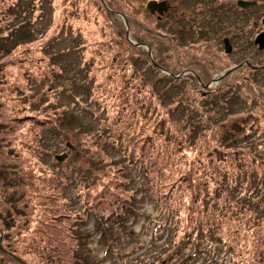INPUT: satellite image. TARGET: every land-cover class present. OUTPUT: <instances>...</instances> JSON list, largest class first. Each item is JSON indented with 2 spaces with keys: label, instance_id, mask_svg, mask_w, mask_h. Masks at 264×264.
Returning <instances> with one entry per match:
<instances>
[{
  "label": "rangeland",
  "instance_id": "rangeland-1",
  "mask_svg": "<svg viewBox=\"0 0 264 264\" xmlns=\"http://www.w3.org/2000/svg\"><path fill=\"white\" fill-rule=\"evenodd\" d=\"M148 1L0 0V126H9L11 139L7 137V143L15 144L0 140V152L4 151L0 154V213L5 215L9 207L21 210L10 211L14 224L5 231L14 243L38 249L29 257L32 263L54 264L41 259L40 250L48 245L50 232L44 224L49 207L43 203L56 206L57 201L64 212L61 227H69V215L80 214L85 206L95 204L98 213L103 201L118 195L124 198L128 192L135 199L130 204L133 210L124 218L99 221L93 214L85 216V222H79L78 237L67 239L75 243L79 238L82 263L120 264L128 258L136 259L129 264H151L146 250L151 244L158 247L167 242L172 247L189 231L195 235L198 228L205 238L210 235L213 244L219 237L225 243L229 239L232 255L221 253L217 246L207 252L199 245L186 264H226L231 257L234 264H245L246 258L254 263L248 256L251 237L264 236V107L253 106L256 99L264 104V71L253 72L254 84L239 81L234 96H221L223 104L212 107L201 103L195 81L172 86L165 77L169 76V43L167 36L157 33L169 36V29L155 26L152 13L145 8ZM14 2L16 7L11 9L15 16L5 19L2 12ZM118 11L129 15L132 23L128 24ZM251 12L250 22L242 24L246 28L264 15V0H258ZM24 20L31 24L29 32L22 25ZM23 30L32 35L28 40L38 41L25 45L28 40L21 38ZM243 31L237 32L238 42L246 38L251 42L259 34L258 29ZM8 36L20 38L21 45L6 54L2 49L11 46ZM43 43L49 45L43 46L44 51L40 50ZM202 52L213 54L208 49ZM249 54L255 62H264V52L255 46L251 50L249 45L237 51V61ZM218 58L204 57L205 64L199 62L201 77L203 68L214 66ZM220 60L226 62L225 57ZM242 74L240 70L233 73L237 79ZM249 102L253 112L258 111L257 120L250 116L244 122L246 126L252 122V127L249 137L242 140L244 130L238 131L241 126L227 114L252 112ZM60 106L69 109L62 126ZM208 121L222 129H206L203 124ZM77 124L81 126L75 128ZM43 129L56 132L44 134L47 147L41 149L33 140ZM81 133L97 136H89L91 145L86 153L82 152ZM119 133L122 139L116 138ZM105 138L110 145L103 154L100 144ZM66 145L71 152L63 151ZM7 149L11 150L8 156ZM62 155L59 161L56 156ZM122 155L127 161V156L132 161L137 159L133 168L130 163L123 171L125 174L119 166L102 167L95 160L104 157L107 162H118ZM123 178L129 180L126 189ZM61 182L66 184L64 188H59ZM141 187L150 188V196L132 191ZM99 189L104 198L96 193ZM160 210L164 215L160 221L171 228H163L161 223L153 234ZM152 235L159 237L153 239ZM105 245L110 246L106 254ZM192 248L185 245L175 258L162 256L157 261L177 264L180 257L182 261L184 255L191 254ZM62 261L74 264L69 254ZM0 263L5 264L6 258Z\"/></svg>",
  "mask_w": 264,
  "mask_h": 264
},
{
  "label": "trees",
  "instance_id": "trees-1",
  "mask_svg": "<svg viewBox=\"0 0 264 264\" xmlns=\"http://www.w3.org/2000/svg\"><path fill=\"white\" fill-rule=\"evenodd\" d=\"M16 2H14L13 4H11L8 7H6L4 9V11L2 12L4 17H5V19H12L10 17L15 16L14 13H13V9H11V8H15L16 7ZM54 5H55V3H54ZM100 7H102V6L100 5ZM55 9H56V5H55ZM121 12L122 11H120L119 13H121ZM124 13L125 12H122L121 14L123 15V17H125V19H127L128 24H131L132 23L131 17L129 15H127L126 13L125 14ZM20 15H21V13H20ZM22 25H25V28L29 32V30H30L29 25H31L29 20H24V23ZM129 30H131V29H129ZM1 32H3V31H1ZM22 32L24 33L26 31L23 30ZM146 32L147 33L151 32V34L153 33V31H148V30ZM24 34L22 35L21 38L25 37V38H27L26 40H28L29 39L28 35H30L32 37V35L30 33H24ZM38 39H35V38L30 39V40L26 41L24 44L28 45L30 43H35V42L38 41ZM8 40L10 41L9 44L11 46H7L4 49H2V50H4L6 52V54L9 53L11 51L10 49L13 48L14 46L21 45V42L18 41V40H21L20 38H15V37H11L10 38V36H8ZM138 42L139 43H145V42H141V41H138ZM0 44H2V43H0ZM46 44L43 43V45H42L40 50L44 51L43 48H45V47H43V46H46ZM52 57H53V55H52ZM108 77H109V73H108ZM165 77L168 78L169 76L165 75ZM223 101L224 100L222 99L221 96L220 97H201V103L202 102L207 103L208 107H212L215 104H223ZM251 102H249V106H248V108L250 110H252L251 109L252 108ZM255 102L257 104H255L253 107L257 108V105H259L260 108H261V106L264 107V104L261 103L260 99H256ZM58 108H62L61 111H60V114H59L60 115L59 125L62 126L63 123L66 122V119H64V118H66L67 115L69 114V109L67 107H65V106H60ZM256 112H258V111L255 110V112H253V110H252V112L243 111V112H240L239 114H237L238 111H236L233 115L232 114L231 115L227 114V117L234 116L235 122H237V124H239L241 126L240 130L237 129L238 131L244 130L242 132V134L240 135V137H242V140L244 138L247 139L249 137V135H250L249 134V129L252 127V125H251L252 122L248 126H246L247 124H245L244 122H246L247 119L250 116H252L251 119L254 118V119L257 120V114H255ZM262 113H264V111ZM203 125H204L203 127H208L206 129H209V130L214 129L216 131V129L217 130L218 129H222V128H219L218 126H216V124L214 122H212V121L205 122ZM38 126H40V124H38ZM80 126H81V124H79V125L77 124V125H75V128H78ZM8 127L9 126L7 124H5V123H2V125L0 126V140H1V143L2 142H6V144H8V145H15L13 143H11V144L7 143V137H8L9 132H10L8 130ZM231 129H233V128H229V130H231ZM246 130H248V131H246ZM47 131L50 132V133L56 132V130H52V129H43V130H40L38 133H35V135H34V140L33 141L36 144V146L37 147H41V149L42 148L44 149L45 147H47L46 146L47 139L44 136V134ZM81 134H83L82 137L84 138L83 139L84 147H82L83 148L82 152L86 153V152L89 151L88 145H91L89 143V136H95V137H97V136L96 135H89V133H81ZM122 137H124V136L121 133H119L116 138L117 139H122ZM8 138H10V137H8ZM228 138H230V137H228ZM105 140L106 141H103V142L100 141V142L96 143V145H99L102 142L100 144V147L103 150H100V151H102L103 154H105V152H107L106 149L110 145V142L106 138H105ZM3 144L5 145V143H3ZM70 146H72V145H70ZM3 148H7V146H5ZM70 149H71V147L69 148L66 145L63 148V151L71 152ZM10 151L11 150L7 149V152L5 153L6 156H8V153ZM2 153H4L3 150L0 152V154H2ZM92 155H93V152H92ZM127 157H128V159L130 161H127L126 156H123V155L120 157V159H119L120 161H118V162H114L111 159L109 160V162H107V160L104 157H98L95 160H96L97 163H100L102 165V167L113 168V166H119L120 171L123 172V171H125L126 169L129 168V164L130 163L132 165V167H130V168H133L134 167L133 164L135 162H137V159H134L132 161L131 160V156H127ZM139 162L141 164L143 163L142 161H139ZM125 173H127V171L123 172V174H125ZM144 174L146 175V173H144ZM201 174L204 175V172H201ZM0 175H1V170H0ZM53 178H54L53 187H54V189H56L57 188L56 177H53ZM183 179L186 181L187 178L183 176ZM122 180H123V184H125L124 188L126 189V183H129V180H128V178H123ZM200 181L201 180H199L197 182H200ZM29 183H30V185L28 184V186H31V184H33L30 181H29ZM61 183L62 184L58 185L59 188H61L62 186L64 188L66 184L63 185L64 183L63 182H61ZM124 188H123V190L125 191ZM149 189L150 188H148V187H141V188H137V190H132V191L133 192H137L138 191V193H143L144 192L145 195L150 196L151 190L149 192ZM100 190L101 189H99V192L97 191L96 193H99L101 198H104V194H103L102 190H101V192H100ZM88 198L92 199L93 197L91 195H88ZM134 199H135L134 195L131 192H128L127 195L124 198L122 196L118 195V196H114L113 199H108V200L103 201V208H101L98 211V213H97V207H98L97 204H95V207L85 206L84 209L81 208L82 211L80 212V214L73 215V216L69 215V214L73 213L70 210V213L68 215H69V220L71 221V224L69 225V227H63V226L61 227V220L64 217L63 216L64 212L61 211V207H60V205H59V203L57 201L55 202L56 206H52V203L49 202V201L46 202V203H43L44 207H49L47 212H46V221H45L44 224L47 225L50 228V232H49L48 245H44L42 247V250H40L41 254H42L41 255V259L42 260L50 259L51 262L54 263V264H64V261H62V260H67V255L69 254L71 259L73 260L74 264H84V262L82 263V260H81V256L82 255H80L78 253L80 248H81V242L79 243V241H78L79 238H77V242H75V243H74V241L72 243H70L71 242L70 240H69V242H67V239H71L73 236L78 237V235L76 233L78 232L79 222L80 223L81 222L84 223L85 220H83V219H85V216L86 217L88 215L91 216V214H93L95 216V218H97L99 221H101L103 218L113 219V220H120V219L124 218V216L127 213H130V211L133 210V207L130 204H131L132 200H134ZM82 205H85V203H83ZM10 211H13V213L14 212L22 213L21 210L15 208V207H9L5 211V215H2L0 213V219H2V221H0V229H2L3 242H5V244H2V246H0V260L2 258H6V263L5 264H7L8 262H10L12 264H35V262L32 263L30 261L29 257L32 256L33 254H35L36 251H38V249L36 247L31 246V245H27L26 243H19V244L14 243V241L12 240V237H9L8 233L5 231L7 226L11 227L14 224V219H12V213H10ZM160 211L161 212H159L157 214V216L159 217V220H157V218L154 219L155 222L153 224V228H154L153 234L157 233V230H158V228H160L159 226H161V223L163 224V228H166V229H170L171 228L170 224L165 223V222L163 223V222L160 221V219H162L161 217L164 216L162 210H160ZM79 216H84V218L83 217H79ZM163 219H164V217H163ZM165 220H168V219L165 218ZM51 229H52V232H51ZM66 231L69 232V236L70 237L68 236ZM199 231H200V229L198 228L197 229V233L195 235H192L193 232L189 231L188 233L183 235V237L181 239H179L177 241V244L173 243L172 247H169V244H167V242H164V243L162 242V245H160L158 247L154 246L153 244H151L148 248H146L147 252L149 253V255L148 254L147 255H148L149 258H151V262L150 263L151 264H156V262H157V264H161L160 263L161 260H159V261H157V260L159 258H161L162 256H163V258H164V256H166V258L170 257V258L173 259L181 252V250H183V247L185 245H188V244L193 246V248L191 249V254L190 255L189 254L184 255V258L182 259V261H181V257H180V261L177 264H186L187 261L191 258V255L194 256L196 254V252H197L196 248L199 245H203V247L205 248V251H207V252H210V251L212 252L213 250H215V248L217 246V249L220 250L221 253L223 251L226 254H231L230 250H233V245L231 244V241L229 239L225 243V241L223 240V237H219L218 239H216L217 240L216 244H213V240H211L210 235L207 236V238H205L204 236H202L200 234ZM262 232H263V230H262ZM123 233L126 234V232H123ZM152 236H153V239H156L157 237H159V235H152ZM116 238L119 239L118 237H116ZM116 238L113 239L114 243H115ZM73 239H75V238H73ZM106 241H107V239H105V242ZM68 243H70V244H68ZM250 243H251V244H249L250 248H248V256H249V259L251 257L254 260V263L253 262L249 263V260L246 258L245 259V264H264V236H263V234L252 235ZM135 244H137V243H135ZM103 250H104V254H106L110 250V246L109 245H107V246L105 245ZM250 251L253 252L252 256H250ZM155 255H156V257H154ZM132 260L134 262H136V259H128V258H126V259H123L120 264H129V262H131ZM227 263L228 264H234L233 257L228 258L226 264Z\"/></svg>",
  "mask_w": 264,
  "mask_h": 264
},
{
  "label": "flooded vegetation",
  "instance_id": "flooded-vegetation-1",
  "mask_svg": "<svg viewBox=\"0 0 264 264\" xmlns=\"http://www.w3.org/2000/svg\"><path fill=\"white\" fill-rule=\"evenodd\" d=\"M237 1L222 3L221 0H169L168 4L165 2L167 10L164 14H151L155 19V26L169 29V36L158 32V28L156 30L161 37L167 36L169 78L172 86L189 80L197 83L196 93L200 97L234 96L233 90L239 85V81L254 84L253 72L264 71V62H255L250 54L240 62L237 61L236 54L241 46L249 45L251 50L255 46L258 51L264 52V49H259L254 43V39L248 42L246 38L245 41L238 42L237 37V32L244 29L264 32V15L259 21L253 19L247 28L242 25L250 22L249 17L254 13L251 11L257 6L258 0H242L254 2L246 7L239 6ZM205 49L213 54L203 53ZM214 56L219 57L218 59L225 57L226 62L222 64L221 60H214V66L203 68L201 77L198 72L199 62L205 64L204 57L212 60ZM227 64L232 65L230 71H227L230 67L227 70L221 69ZM239 70L243 74L237 79L233 73Z\"/></svg>",
  "mask_w": 264,
  "mask_h": 264
},
{
  "label": "water",
  "instance_id": "water-1",
  "mask_svg": "<svg viewBox=\"0 0 264 264\" xmlns=\"http://www.w3.org/2000/svg\"><path fill=\"white\" fill-rule=\"evenodd\" d=\"M254 2L252 1H242V0H238L237 4L241 7H246L250 4H253ZM145 8L148 12L150 13H158V14H163V12H165L167 10L166 4L164 1H156V0H149L146 5ZM123 18V16H121ZM124 19V18H123ZM125 21V20H124ZM254 43L258 46L259 49H264V32L259 33L255 39H254ZM154 66L159 67L155 62H152ZM65 155L62 156H56V158L61 161L62 158H64ZM1 246V245H0Z\"/></svg>",
  "mask_w": 264,
  "mask_h": 264
}]
</instances>
